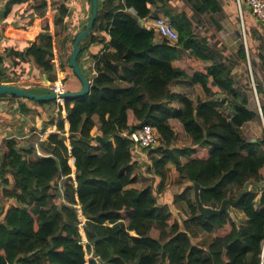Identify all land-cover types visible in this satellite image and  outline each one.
<instances>
[{"label":"trees","instance_id":"obj_1","mask_svg":"<svg viewBox=\"0 0 264 264\" xmlns=\"http://www.w3.org/2000/svg\"><path fill=\"white\" fill-rule=\"evenodd\" d=\"M6 1L11 5L2 6L0 20L18 5L19 22L6 24L28 30L40 17V32L34 40L11 41L18 46L3 43L0 64L7 57L14 68L28 70L22 65L26 60L29 72L56 81L48 5L54 11L53 26L68 30L71 50L90 16L91 0H80L76 15L69 8L71 0ZM189 1L200 16L220 10L217 0ZM181 2L98 0L92 31L79 44L78 63L92 45L100 44L101 53L92 56L96 73L89 93L64 99L67 130L61 107L53 112L55 100L22 98L35 105L22 107L42 120V128L28 145L9 140L0 161V196L10 201L0 216V264H264V135L252 143L241 133L240 127L257 115L234 86L233 64L194 32ZM158 14L170 19L178 33L176 43L156 40L153 29L139 22ZM7 32L24 35L12 28ZM62 50L66 52L63 45ZM180 51L187 56L182 58ZM70 53L60 60V70L68 65ZM237 56L246 60L243 44ZM260 59L264 64V55ZM3 74L0 69V83L9 81ZM176 80L199 85L206 98L194 102L172 91ZM256 90L264 94L262 86ZM28 91L44 94L51 89ZM144 124L156 129L158 144L149 149L151 164L145 169L155 181L139 187L140 167L129 135ZM48 126L56 132L41 139ZM180 132L189 145L175 144ZM246 181L255 183L240 197ZM156 182V193L185 183L175 197L193 192L198 183L204 187L199 192L204 206L216 208L226 198L238 199L234 207L245 219L237 225L231 211L204 218L193 197L186 200L189 214L179 218L168 203H158ZM198 230L204 231L206 242L192 241ZM87 254L97 260H87Z\"/></svg>","mask_w":264,"mask_h":264},{"label":"crops","instance_id":"obj_2","mask_svg":"<svg viewBox=\"0 0 264 264\" xmlns=\"http://www.w3.org/2000/svg\"><path fill=\"white\" fill-rule=\"evenodd\" d=\"M84 1V0H83ZM186 7H192L195 3L189 0H181ZM219 2L220 10L216 11L215 13H209L207 20L198 14H195V19L191 20L192 25L195 29H207L212 28L215 32L217 31V35L222 41L224 45H221V48L224 49L221 51L220 49L217 50L222 56L232 55V57L228 59H234L235 61H240L241 59L237 56V51L241 44L245 47V55L246 60H242L247 64L250 70V77L251 82L250 86L252 88V94L249 92H244L241 85L238 83H234V86L244 95L248 100V109L256 113L257 117L253 120L244 123L241 127V133L244 137L249 141L252 140L257 141L264 135V131L261 128V123L264 126V94H258L256 90V85H260L263 87V78H264V64H262L260 55H264V48H259V45L264 46V27L253 17L247 0H240V5H238L237 0H217ZM82 2V1H81ZM83 3V2H82ZM11 5V1L0 0V9L2 6ZM24 5H27V2H24ZM79 2L75 3V1H70L69 8L72 9L73 7H79ZM13 13L8 15V17L4 20H0V34L4 38V40L0 41V54L3 53V43H7L9 46H15V40H34L35 37L40 32V20L41 18H35L32 25L28 30L23 28H16L11 24H6L7 22H12L11 19L17 17V8L18 5H13ZM82 9V8H81ZM2 12H0V17L2 16ZM220 14V15H218ZM53 16L54 11L51 9V6L48 5V9L46 11V17L48 18L49 23V31L53 37L54 36V29L53 26ZM144 22V21H143ZM239 24V26H237ZM242 27V33H241ZM8 28H12L14 30H18L24 35L20 36H12L13 32L9 34L7 32ZM79 29V28H78ZM77 29V30H78ZM241 38V39H240ZM160 38L157 37L156 40ZM14 40L15 42L11 41ZM239 40H242L239 42ZM218 43V41H216ZM54 43V42H53ZM18 46V45H17ZM258 47V48H257ZM257 48V49H256ZM56 51V49H55ZM55 53V59L53 60L55 69H56V81L51 82L47 79L46 74H40L37 76L32 72H29L30 64L24 60L22 65L26 66V69H20V67H16L14 64V60H10V58H5L3 64H0V69H3L4 74L3 77L8 82H1L8 85H13L20 87L24 90H31V89H51L52 85L56 83H60L63 86L64 91H78L81 89V84L78 79L73 78L74 73L69 65L60 70L59 62L63 57H60L61 52L58 51V54ZM101 53V45L95 44L87 48L83 51L82 56L79 60V65L85 72L88 73V80L91 82L93 78V74H95L94 65L95 59H93V54H100ZM235 53V58H234ZM181 56H185L184 51H180ZM20 60V59H18ZM13 63H12V62ZM251 61V63H250ZM7 65V66H6ZM6 66L7 68H4ZM245 70V69H244ZM248 70V68H247ZM46 79V81H45ZM70 79L71 83L69 88L66 89L65 82ZM183 84L184 88H194L197 85H190L185 80H176L174 83ZM125 85V84H124ZM199 86V85H198ZM174 91V90H172ZM179 92V91H174ZM183 95H186L182 92H179ZM254 95V96H253ZM189 97V95H186ZM256 99V101L253 99ZM191 98V97H190ZM192 99V98H191ZM203 100V99H202ZM256 102V103H255ZM171 105L179 107V103L177 105ZM24 106H29V108H33L35 105L31 104L30 101H25L21 97H13L12 95H0V161L5 156L7 151L6 143L9 140L16 139L21 145H28L31 143L32 139L38 138L37 134L42 128V120H40L37 116H35L32 110L26 112ZM55 109H57V105L55 104ZM43 111H47V107H42ZM65 110V109H64ZM66 112V111H65ZM98 124L92 129L91 133L94 134L97 131ZM64 128L65 130L68 129V122L64 120ZM31 129H33L31 131ZM35 129V130H34ZM56 127L55 126H48L45 133L41 136V139L46 138L49 133H55ZM254 142V143H255ZM37 144V142H35ZM4 187L3 179L0 178V193L2 188ZM9 200L5 197L0 196V216L3 210L9 205ZM187 217V216H186ZM183 217L182 218H186ZM84 219V218H83ZM84 233V232H83Z\"/></svg>","mask_w":264,"mask_h":264},{"label":"rangeland","instance_id":"obj_3","mask_svg":"<svg viewBox=\"0 0 264 264\" xmlns=\"http://www.w3.org/2000/svg\"><path fill=\"white\" fill-rule=\"evenodd\" d=\"M73 1H75V3L79 2L80 5L82 4V2L80 0H73ZM179 1H181V0H179ZM181 5L184 8V10L187 12V14L191 18V20L195 19V14L193 13L192 8L186 7V5L183 2H181ZM72 10H74V15H76L78 13V7H75V8L73 7ZM218 15H220V14H218ZM207 17H208V14L203 15V18L205 20H207ZM72 19L74 20L76 18L72 17ZM11 21L12 22H19V19L17 17H15V18H12ZM237 26H239V24ZM242 30L243 29L241 27V33H242ZM69 31H70L69 32L70 34H68V36L71 35V33H72V30H69ZM213 31L214 30L212 28H207V29L203 28L201 30L195 29L194 32L197 35H199V37L205 36L210 47L214 46V50L217 51L218 49H220L221 51H223L224 49L221 48V45H224V42L222 41V39H220L218 37L217 31H215V32H213ZM54 32H56L55 37H53L54 51L56 49L55 52L57 54H58V51L62 52V57H63L62 59L64 61L67 53H70V51H71L70 50V48H71L70 40L66 38V34L68 33V30L64 31V29L62 27H56V29H54ZM157 37L158 36H156V38ZM216 41H218V43ZM241 41L242 40H239V42H241ZM62 45L66 47V52H63ZM186 56H187V53L185 52V56H181V57L185 58ZM229 56L232 57V55H228V56L223 55V58L226 60V59L230 58ZM234 58H235V53H234ZM229 63L233 64L232 74H233L234 82L236 84L238 83V85H241V87H242L241 90H243L244 92L250 91V93L252 94L253 91H252V88L250 86V83H252V82H251L250 70H249L250 67H248V64H247V68H248V70H247L246 63L242 60L237 62L234 59H229ZM73 78L78 79L75 75L73 76ZM70 83H71L70 79H68L65 82L66 89L69 88ZM179 83H181V82L173 83L170 86L171 90L179 91V92H182L186 95H189V97H191L194 102L198 99H205L206 98V96H205L204 92L202 91V89L200 88V86L197 85L194 88H184L183 84H179ZM188 84H190V83L188 82ZM190 85H192V84H190ZM253 99L256 101V99L254 97H253ZM172 104L177 105L176 102H173ZM261 128L264 131V126L262 125V123H261ZM181 133L182 132L179 133L175 144L180 145V146L181 145H189L188 143H186L185 140H183L185 138V136ZM148 153H149V150H145L143 155L139 156L141 158L138 159V156H136V158L138 159L137 161H138L139 167H140V176H139L138 182H137L139 187H145L149 184H153L155 181L154 177H152L149 173L145 172L146 167H149V165L151 164V158L148 155ZM182 161H185V158H182ZM181 181H183V180H181ZM185 186H186L185 183H181L180 185H171L169 187H166L160 193H156L157 182L153 187L154 192H155L157 199H158V203H160V204H162L164 202L168 203L169 206L171 207V209L173 210V212L175 213V215L178 216L179 218H182V216L186 217L189 214V209L187 207L186 200L191 199L193 197L192 191H187L186 194L182 197H175L176 195L180 194L181 190ZM173 198H175L174 202H173ZM57 202H59V200H57L56 203ZM229 207H230V211H231L230 215H231L232 219L235 221V223L237 225L240 224L245 219L244 215L238 209H236L233 205L229 206ZM154 227L159 228V225L157 223H154ZM204 235H205L204 231L198 230V235L196 237H194L192 239V241L197 242V241L201 240V241L206 242L207 240H202V237H204Z\"/></svg>","mask_w":264,"mask_h":264},{"label":"water","instance_id":"obj_4","mask_svg":"<svg viewBox=\"0 0 264 264\" xmlns=\"http://www.w3.org/2000/svg\"><path fill=\"white\" fill-rule=\"evenodd\" d=\"M98 14V0H91V13L90 16L84 26V28L79 29L77 31V35L74 39V42L72 44V49L71 53L68 59V65L72 69L74 75L78 78L81 84V89L78 91H62L59 92L58 94L55 92H48L44 94H37L33 93L24 89H21L20 87L13 86V85H8L5 83H0V95H12L16 97H21V98H27L30 100L34 101H44V100H55L57 95L61 98H68V97H81L89 93L90 90V82L84 75L79 63H78V54L81 50L80 47V42L88 37L92 31L93 24L96 20ZM139 22L141 25H143L142 19H139ZM46 81V79H45ZM255 140H252V143H254ZM71 163L73 164V159L70 160ZM254 181H246L243 185V190L240 194V197L244 194H246L249 191V188L252 184H254ZM204 187L199 185L198 183H194L193 185V199L194 202L197 206V209L199 210L200 214L204 217L207 218L211 215H220L223 212L229 213L230 207L229 206H234L237 204V200H231L229 198H226L221 201L220 205L216 208L214 207H209V206H204L200 200L199 192L202 190ZM77 215L81 219V211L77 210ZM82 234V231H80ZM31 254V253H30Z\"/></svg>","mask_w":264,"mask_h":264},{"label":"built area","instance_id":"obj_5","mask_svg":"<svg viewBox=\"0 0 264 264\" xmlns=\"http://www.w3.org/2000/svg\"><path fill=\"white\" fill-rule=\"evenodd\" d=\"M237 3L238 5H240V0H237ZM247 3L249 5L253 17L264 27V0H247ZM143 21L144 24L153 29L156 36L161 39H165L169 44L176 43L178 39V33L176 29L172 26L171 21L167 16L158 14L155 17H148L146 19H143ZM55 58L56 57H54V59ZM51 91L58 94L59 92H62L64 90L63 86L60 83L55 82V84H53L51 87ZM55 104L58 108L61 107L60 112L62 118L63 120H66V112L64 110V98H61L57 95V97L55 98ZM129 137L133 141L132 152L136 156H138V159L141 158L139 156L143 155L145 150L152 149L158 144V133L156 129L149 124H144L141 127L137 128L135 131L132 132V134L129 135ZM35 150L37 155H42V151L39 149L37 144H35ZM83 221L84 219L81 220V222ZM79 227L80 231H82V244L85 245L87 243V240L83 233L82 223L79 225ZM86 259H94L95 261L97 260L96 257L92 254H87Z\"/></svg>","mask_w":264,"mask_h":264},{"label":"clouds","instance_id":"obj_6","mask_svg":"<svg viewBox=\"0 0 264 264\" xmlns=\"http://www.w3.org/2000/svg\"><path fill=\"white\" fill-rule=\"evenodd\" d=\"M143 21V20H142ZM144 25V24H143Z\"/></svg>","mask_w":264,"mask_h":264}]
</instances>
